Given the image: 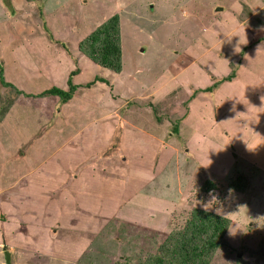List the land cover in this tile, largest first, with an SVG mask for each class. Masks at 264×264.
Instances as JSON below:
<instances>
[{
    "label": "rangeland",
    "instance_id": "rangeland-1",
    "mask_svg": "<svg viewBox=\"0 0 264 264\" xmlns=\"http://www.w3.org/2000/svg\"><path fill=\"white\" fill-rule=\"evenodd\" d=\"M116 14L122 73L94 65L78 51L81 39ZM0 60V141L10 131L19 142L23 135L13 130V114H1L10 98H20L3 77L27 93L68 90L69 80L80 84L68 120L97 124L66 129L54 113L48 139L74 137L62 154L80 148L44 189L27 191L33 173L0 176V234L7 231L10 241L0 243V264H6L5 247L15 254L14 264H113L125 256L128 264H139L136 255L156 250L194 207L232 220L217 264L264 261V0H0ZM251 65L256 69L245 71ZM232 70L230 83L253 87L242 85L241 94L225 88L223 99L225 83L215 95H192ZM69 71L75 72L71 79ZM231 92L238 97L234 110ZM151 103L164 113L162 122ZM33 114L26 112L27 125L35 127ZM175 115L183 119L173 121ZM173 125L180 127L176 134ZM32 139L16 152L2 149L0 168L16 162L24 169ZM45 151L37 154L40 160ZM239 175L249 183L244 193L229 189ZM209 179L217 189L207 192L200 187ZM39 199L43 206L35 203ZM12 229L26 241L12 242Z\"/></svg>",
    "mask_w": 264,
    "mask_h": 264
},
{
    "label": "trees",
    "instance_id": "trees-1",
    "mask_svg": "<svg viewBox=\"0 0 264 264\" xmlns=\"http://www.w3.org/2000/svg\"><path fill=\"white\" fill-rule=\"evenodd\" d=\"M27 46H29V44H27ZM78 51L81 55L88 58V60H90L94 65H100L101 67L110 69L116 73H122L123 48H122L121 23H120L119 15L116 14L109 17L99 26L92 29V31L86 37H84L79 41ZM241 54L244 55V49ZM1 65L2 62L0 60V72L2 74L4 71L2 70L3 67H1ZM254 69H256V67L254 68L251 65L247 69L245 68V71H254ZM71 74H73L74 76L75 72L69 71L70 79H71ZM235 75H236L235 70H232V73L224 78L219 79L217 77L215 78L214 76L213 78H215L216 80L214 84L208 85L207 87L204 88H199L195 90L194 94L192 95L194 96L198 92H204V93L209 92L211 93V95L213 94L215 95L216 92L214 90L217 89L220 85L225 83V85L221 86V88L219 89L220 97H222L223 99L222 94L224 93L225 88L227 90H229V88H234L235 91L240 93L243 90L244 86L246 87L248 85V87H253L251 83H245V82L241 84L233 85L230 82L234 80ZM1 83L6 88L11 89V91L18 92L20 96L24 95L29 98L32 97L38 98V97H46L48 95L49 96L56 95L59 97L61 103H67L69 100H71L73 94H75L79 90V88L82 87L80 84H73L71 80H69L70 88L68 90L56 86L54 88L47 89L42 93L35 94L32 92L27 93L20 91L14 83L7 81L4 77L3 79H1ZM84 86H88V85H84ZM228 97L230 98V103H232L231 110H234L236 105L239 106L237 103H234V100L235 102L238 101L237 100L238 97L235 98L233 92L229 93ZM259 98L260 100L261 98H264V93L261 92ZM12 100L13 98H10L8 104L5 106L4 109H2L1 114H3L2 115L3 117L7 115L8 112L10 113L12 106L15 104L14 101ZM151 106H153L154 108L153 110L156 116L158 117L159 120L158 122L160 121L162 122L163 119H166L165 117L162 118L161 116V114L164 115L163 112L157 111L158 106H155L152 103ZM236 115L239 117L241 116L240 114H236ZM242 117H245V115L242 114ZM34 118L38 119L37 115H35ZM177 119L181 121L183 118L180 119V117H177V115H175L173 117V121ZM78 121L80 120L77 118V122ZM49 123H51V121ZM49 125L51 124L48 125L46 124V126L44 125L43 131H46ZM37 127L39 129V126H35L33 128H37ZM179 129L180 127L178 125L176 126L173 125L172 134H176L177 132H179ZM194 133L195 132H193V134ZM45 139L46 138L41 137L42 142ZM63 139L66 138L63 137ZM63 139H61L60 141H55L52 144H49L47 142V145H49L53 149L54 148L57 149L61 143L65 142V140ZM55 158L53 159L57 162V167H58L55 170L61 169L60 166H62V164L65 161L60 158H56V159ZM52 169H54V167ZM49 177H51V179L54 178L52 174ZM247 185H249V183L246 176L239 175L237 178L231 180V182L229 183V189H231L232 191L234 190L236 192L244 193L248 189ZM200 188L209 192L212 189H217V184L213 180L209 179L205 181ZM231 225H232V220L226 215L218 213L215 210H211V209L205 210L203 208L194 207L186 223L182 227H178L176 229L171 230L165 236L163 241L160 242L156 250L150 249V251H148L146 255L138 254L136 256L139 260V264H217L220 261V259L221 258L223 259L224 257L222 256V254L228 245L227 237ZM12 234L14 235L15 238L12 240V242L26 241L25 239L20 238V235L17 234V230L12 229ZM8 235L9 234L7 233V231L3 230L1 232L0 234L1 247L5 244V242L9 244L10 241ZM261 255H263V253H261ZM15 259L16 257L12 252L11 264H14L13 261ZM226 259L227 258H224V260ZM130 261H131L130 257L125 256L124 259L114 261L113 264H128ZM229 263L230 264H264V261H261L259 263L257 262L253 263L251 261H244L243 259L234 258L232 259V261L231 259H228L227 262H225V264H229Z\"/></svg>",
    "mask_w": 264,
    "mask_h": 264
},
{
    "label": "crops",
    "instance_id": "crops-1",
    "mask_svg": "<svg viewBox=\"0 0 264 264\" xmlns=\"http://www.w3.org/2000/svg\"><path fill=\"white\" fill-rule=\"evenodd\" d=\"M231 52H234V50H232ZM7 81H10V80H7ZM10 82L15 83L16 81L14 79H11ZM29 89H31V87ZM80 92H81V90H80ZM36 93H39V92H36ZM71 102H72V104H71ZM28 103H29V106L26 107L28 105ZM17 104L21 105L22 107L16 108ZM73 105H74V103L71 100H69L67 103H61L59 97L56 96V95H53V96L52 95H50V96L48 95L46 97H38V98H34V97L29 98V97H26L24 95L20 96V98L18 99V102H16L12 106V109L10 110V113H11V115L13 114V116H14V123H13L14 129L13 130H21V131H23V135L20 138V142L15 139L13 131H10V133L7 136L2 137V141H0V155L3 154L7 150H11V152L12 151L16 152V150L19 149L21 144H27L29 142H32L33 141V139H32L33 137H35L36 139L34 141V144L30 145L29 148H28V152L27 153H29V155H27V159H25V161H24V164H23V168L24 169L17 168L18 164L16 162H15L14 166H12L11 164L9 165L7 162H5L2 165V167L0 168V176L1 177L5 176V175L9 176V174L11 175V173L13 171L14 172H23V173H27L28 172L31 175L33 173L35 180L32 179V176L30 177L29 185H27V191L31 192L32 188H35L37 191L40 190V188L44 189V187L46 186V182L50 178L49 176L51 174L53 176L55 174H59V173H57V170L53 171V169H52L53 167H57L56 166L57 162L53 158L56 157V158H60V159H63L64 161H66V160L70 159V157H73L72 154H75L78 151V148H80V147H78L75 151H67L66 153H63V154H65V155H63L60 152H62V150L67 147V146H65V144L68 141L74 142V137L70 136L68 139H63V137L62 138L56 137V138H54L51 141L48 139V136L50 135V132H52V128L51 127H53V124H55L54 121H53L54 113H57L58 116L62 115V119L59 121L58 126L59 127L64 126L66 129H75V128L78 127L79 130L82 131V128H84L86 125H90L91 124V126H95V127L97 125L95 122L92 123V121H90V120H87V122L84 123L85 125H82L83 121H78L77 122L76 117L71 118L70 120H68V118H69L68 115H69L70 111L72 110ZM65 107H66V109H65ZM79 107H82V106L80 105ZM35 109L37 110L36 114H35V112H33V111H35ZM26 112L34 113L33 117L35 115H37V117H38L37 126H39V128L41 129L39 131V133H41V131L43 130L44 125L46 126V124L47 125L51 124V125H49L47 127L46 131H42V133L38 135V136H40V138L41 137H46V139L42 142V144L40 146V150H36V148L39 149V147L35 148L36 142L38 141L37 134H36L37 132L35 133V131L38 130V127H37V129L33 128L30 123H29V125L31 127L29 125H27V121L29 122V119L26 116ZM44 115H48V118L46 119L47 121L45 120V118H43ZM7 120L8 119H5L4 122H8ZM50 121H51V123H49ZM74 124H77L79 126L72 128L71 126L74 125ZM12 128L13 127L11 126V124H9L8 125V129L11 130ZM79 130H77V133H78ZM28 132H30V133H28ZM96 132H97V130L94 129V130H91L90 134H96ZM62 133L64 134L63 130H62ZM99 134L100 133H98L97 135H99ZM74 136H78V135H74ZM61 139L65 140V142L61 143L58 146L57 149L54 148V150L51 151V147L49 145H47V142L49 144H52L55 141H60ZM2 149H4V152L2 151ZM20 149L22 150V147ZM42 149H45L46 151H45L44 155H40V156H42V158L40 160V157L38 155H39V152ZM33 150H36V151H33ZM107 153H109V152H107ZM30 156H31V158H30ZM34 158H36L37 160L35 161ZM66 162H68V161H66ZM69 169L70 168L66 169L65 176L70 173L71 170H69ZM62 171L64 172V170H62ZM89 171L88 172L90 174H92V171L91 170H89ZM44 176H46V177L43 178ZM4 178H6V177H4ZM6 182L7 181H5L4 183L6 184ZM10 182L11 181L8 180L7 184L10 183ZM35 184H38V185H35ZM48 184H49V182H48ZM10 187L12 188L13 186H10ZM124 187L126 188V186H124ZM95 190H92V193H96L97 190L96 191ZM126 190H127V188L126 189H121V193L119 195L121 198L126 197ZM28 192H27V194H28ZM103 196H105L104 198H106L108 196L107 189H105V194H103ZM39 200L40 201L35 202V203H40L41 202L40 205L43 206L45 202L43 200H41V199H39ZM44 200H46V199H44ZM117 200H118V198H117ZM121 203H119L118 205H120ZM125 203H126V198H125V201L123 202L122 205H124ZM27 204H31L32 205V203L28 202V201H27V203L25 205H27Z\"/></svg>",
    "mask_w": 264,
    "mask_h": 264
},
{
    "label": "water",
    "instance_id": "water-1",
    "mask_svg": "<svg viewBox=\"0 0 264 264\" xmlns=\"http://www.w3.org/2000/svg\"><path fill=\"white\" fill-rule=\"evenodd\" d=\"M5 255H6V264H11V253L9 251H6Z\"/></svg>",
    "mask_w": 264,
    "mask_h": 264
},
{
    "label": "clouds",
    "instance_id": "clouds-1",
    "mask_svg": "<svg viewBox=\"0 0 264 264\" xmlns=\"http://www.w3.org/2000/svg\"><path fill=\"white\" fill-rule=\"evenodd\" d=\"M6 248H7V247H6ZM4 250H5V248H4ZM5 251H8V250L6 249ZM10 253H11V256H12V251H10Z\"/></svg>",
    "mask_w": 264,
    "mask_h": 264
}]
</instances>
